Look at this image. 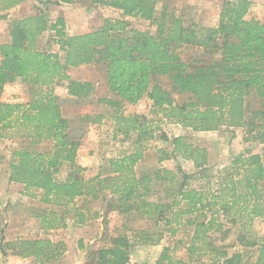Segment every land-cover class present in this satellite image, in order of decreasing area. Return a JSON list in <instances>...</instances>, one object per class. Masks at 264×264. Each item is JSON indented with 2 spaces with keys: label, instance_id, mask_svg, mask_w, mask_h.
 Listing matches in <instances>:
<instances>
[{
  "label": "trees",
  "instance_id": "obj_1",
  "mask_svg": "<svg viewBox=\"0 0 264 264\" xmlns=\"http://www.w3.org/2000/svg\"><path fill=\"white\" fill-rule=\"evenodd\" d=\"M24 1L0 0V11L11 10ZM60 1L74 3V0ZM158 2L91 0L93 4L120 11L121 18H107L100 27L79 35H69L62 16L51 22L41 8L33 16L11 21L10 41L0 45V99L7 85L19 80L37 88V92L26 104L0 101V138L9 137V130H22L32 146L13 152L9 181L23 185L25 194L31 197L33 191H40L43 204L57 207L73 204L80 197L98 200L103 192L110 191L119 199L113 207L127 213L139 211L141 220H164L172 235L181 228L193 230L187 247L190 263L243 264L242 253L230 255L216 247L209 234L216 232L224 238L229 234L220 215L242 228L264 219L262 155L249 153L234 159L229 168L219 173L217 192L187 189L186 182L193 176L177 165L183 175L178 190L180 200L174 199L172 204L146 202L153 181L162 182L174 174L158 170L137 177L135 166L143 159L147 142L155 139V130L146 117L126 116L121 110L125 104L137 105L147 99L154 114L184 129L196 133L243 129L246 140L264 145V20L248 17L253 7L250 0H225L217 26L187 27L182 19L169 17L166 9L158 17ZM44 3L47 4L41 2ZM132 18L149 22L156 27V33L133 28L129 20ZM46 32L54 34L43 51L39 40ZM53 45L58 46L61 54L52 50ZM185 47L197 48L195 57L184 60L180 50ZM99 64L105 67L107 87L115 97L101 99L99 103L113 109L116 135L127 140L134 135L132 145L136 149L110 160L107 178L98 175L84 181L81 176L84 168L77 164L82 142L72 136L71 122L64 116L55 87L63 83L71 97L89 99L95 92L94 85L76 81L68 72ZM163 77L168 78L170 90L159 82ZM104 117L85 116L80 121L97 124ZM162 137L171 143L172 156L192 161L201 170L207 165L206 149L195 147L185 137L173 140ZM42 143L50 144V149L46 152L34 149ZM166 157L160 161L168 160L169 156ZM65 167L73 170L60 180L58 176ZM181 202L183 206L173 211ZM75 215L79 223L85 222L83 213L76 211ZM39 218L43 230L66 227L65 217L55 212ZM248 235L242 232L237 242L244 248H258L254 264H264V240H252ZM109 244L95 254L89 253L88 264L131 263L132 244L126 236L113 237ZM176 249L165 248L156 264H185L171 256ZM64 250L62 243L50 239L5 242L2 238L0 243L4 256L10 253L21 259H33L36 264L57 262Z\"/></svg>",
  "mask_w": 264,
  "mask_h": 264
},
{
  "label": "rangeland",
  "instance_id": "obj_2",
  "mask_svg": "<svg viewBox=\"0 0 264 264\" xmlns=\"http://www.w3.org/2000/svg\"><path fill=\"white\" fill-rule=\"evenodd\" d=\"M37 1L38 3L37 5L35 4L34 8L32 5H30V8H33V13H38V10L41 8L46 12L51 22H55L58 16H67L66 19L68 21V27L66 31L68 32V34L72 33L76 35L79 33H87L100 27L103 24V21L107 18H121V13H117L108 7L105 8L103 6L94 5L93 3H90L89 0H78L77 3H66L60 5H56V2L51 3L48 0ZM224 1L225 0H159L156 7L157 16L159 17L160 14L166 9L169 17L173 15L177 18L182 19L187 27H190L193 24L205 27H214L218 25L219 16L222 9L221 5H223ZM250 1L253 3V7L250 11L251 15L249 16V18H251L252 16L255 19H261L262 21V17L264 15V0ZM31 2H35V0H31ZM41 2H47V4H41ZM19 15L21 16V13ZM25 16L26 15H22V17ZM129 20L132 23V27L135 29L141 31H149L153 34L156 33V27L151 25L147 21L134 18ZM51 34V32H49L48 34L46 33L40 38L39 48L41 50H47V42L50 39ZM52 50L55 53L61 54L58 50V46L56 45H53ZM196 51L197 48L185 47L180 50V54L184 60H187L190 57H195ZM68 74L72 79L76 81L89 82L92 83L95 87V92L87 100H78L71 97L68 94L66 85H64L63 83L55 87V92L60 98V104L64 116L71 122L72 136L80 139L82 142V146L79 150L78 156L79 154L82 155L81 163L86 166L83 167L82 165H79L77 159V164L84 168V171L81 173L82 179L84 181H89L97 177L98 175L91 178V172L94 168L100 169L99 175L102 178H107L108 176H110V160L121 158L135 151L136 146L132 145L134 135H132L133 138L129 140L125 139L123 135H116L115 121L113 119V116L111 115L113 114V109L99 103V100L104 98L115 99V97L109 92L107 87L105 67L100 64L83 66L80 68L70 69ZM159 82L166 89H171V84L168 78L163 77ZM36 90L37 88H32L31 86L19 80L15 83H11V85L8 86L2 96V98H4L2 99V102L26 104L31 100L33 94L37 92ZM177 99L179 101H182L181 97H177ZM121 112L126 116L146 117L149 121L152 122L151 125L155 130V139L147 142L143 159L139 161V163H145L141 165L143 167L142 173H144V169L147 170V172L143 175H147L150 172L152 173L155 170L157 171L160 168H162L161 170H168V167H172L175 169V172L169 170L174 174V177H172V175H169L166 180L153 187L155 194L153 196L151 195V193L148 197H146L144 199V201L146 202L154 203L153 201L155 200L157 202L164 201V204H172L174 198H176L177 201L180 200V196H178V190L180 189V184L183 182V175L177 170V165H180L182 170L187 175L193 177L198 176L199 180H204L206 182L209 181L211 186L209 188L206 185L207 187L205 186L206 189H204V191L211 190L213 192H217L219 187H217V185L214 186V183L217 184L216 176L229 168L231 166V162L234 159L241 156L246 157L249 153L261 154L264 159V145L246 140V132L243 129L222 128L217 132L196 133L190 129H184L179 125L167 122L164 118H162L160 114H154L152 103L147 99L142 100L137 105L125 104ZM98 115L105 116L100 123L92 124L83 123L80 121V119L84 118L85 116L96 117ZM7 134L9 137L0 138V179H2L3 175L5 177V173H8L10 163L13 159L14 151L20 150L21 148H32V146L30 145L31 142L24 138V133L22 132V130L12 129L7 131ZM162 136H167L170 140H173L174 138L180 136L185 137L187 141L193 144L195 147L206 149L208 151L207 165L197 174H188L187 172H194V169H191L188 165L192 163V161L185 160L179 156L178 158L172 156L173 147L171 143L163 140ZM34 149H37L39 152H46L48 149H50V144L42 143L39 147H35ZM145 154H147L146 158ZM167 155L169 156V159L166 160V165L161 164L162 162L160 161V158L166 157ZM138 164L135 166V173L138 178H141L138 176L136 171ZM72 170L73 168L71 167L63 168L62 172L58 176L59 179L64 180L67 177V174ZM151 173L149 175H151ZM190 181H192V179L186 182L187 189H189ZM5 185L6 181L2 179V181L0 182V193L5 189ZM21 190H23V186H16L14 188V193L20 194ZM108 192L110 191H105L103 193ZM33 193L34 196L32 197L25 194V189L23 190V193H21L23 196H26L29 199L33 200L31 201L32 205L30 207V211L17 210L18 212H20L18 215H21L23 221L24 218H28L29 215L27 216L26 213L29 214L31 210L42 212L41 210L44 211L45 208H48L47 210L57 213L58 216H64L66 224H73V213L71 211L73 210V204L75 206L78 204H83L81 201H79V203H75L74 201L73 204H69L65 207H57L53 205H46L41 202L43 205L47 206L43 207V205L36 204V202L40 203L39 198L41 197V192L33 191ZM182 206L183 203L181 202L180 206L176 207V209H174L173 211H178ZM91 209L93 213L98 211V207L96 206H92ZM135 212L139 214V211ZM169 216L171 215L169 214ZM7 220V217H5V207L1 206L0 203V237H3V239H5L3 235L4 230L9 225V222L6 223ZM220 220L225 225L224 230L229 231V234L224 238L222 235H219L216 232H211L209 234V237L211 238L212 243L218 248L227 250L230 255L236 252L242 253L244 255L243 264H254L258 256L259 249L244 248L237 242V238L242 234V232H246L247 235L249 234V239H257L259 241L264 240V219H257L254 221L251 227L247 225L244 228H242V226L239 224L233 225L228 223V220L221 215ZM21 222L18 224L21 225ZM31 224L29 223V227L32 228L33 226ZM160 224L162 228L160 233L161 236H156L155 234V238L158 240V243L163 242L162 245H164L165 248H167L168 246L174 249L177 248L174 252V255H171L177 262L179 260H177L176 258H178L179 254L183 252L184 247L178 246L177 243L182 240L184 242H190V238L187 236H183L182 233L179 232V234L177 233L176 235H172L168 231V227L166 226L164 220H161ZM24 225L26 224L24 223ZM72 231L74 233L76 230ZM77 233L78 232L76 231L75 236L73 235L75 241L74 243L76 244H78L81 240V236H78ZM143 235L144 233L139 238H143L145 236ZM15 238L19 239V237H9V239L11 240ZM1 240L2 239L0 238V241ZM140 249L144 250L145 248ZM158 250L154 249L152 251H146L147 253L145 254L156 257L159 252ZM5 257H0V264H8ZM68 262L69 261H65L62 258L58 262L52 264H70ZM204 263L206 264L207 262Z\"/></svg>",
  "mask_w": 264,
  "mask_h": 264
},
{
  "label": "crops",
  "instance_id": "obj_3",
  "mask_svg": "<svg viewBox=\"0 0 264 264\" xmlns=\"http://www.w3.org/2000/svg\"><path fill=\"white\" fill-rule=\"evenodd\" d=\"M48 1L59 2V5L66 4V3H62L60 0H48ZM77 1L78 0H74V3H77ZM89 1L91 3V0ZM37 3H38L37 0H35V2H31V0H25L23 3H21L20 5H18L17 7L11 10L4 11V12L0 11V45L4 43H8L10 41L9 24L11 23V21L14 19L23 18L22 15L23 16L26 15L25 17L35 15L36 13H33L32 9L34 8L35 4L37 5ZM30 5H32L33 8H30ZM221 8H222V5H221ZM110 9L119 13V11L115 9H112V8ZM20 13H21V16L19 15ZM250 15H251V12L249 16ZM2 16H6L7 18H2ZM61 16L65 19L66 29H67L68 27L67 26L68 21L66 19L67 16L66 17L63 15ZM251 18H254V17L251 16ZM257 20L261 21V19H257ZM263 20H264V15L262 17V21ZM46 33L48 34V32ZM46 33H44L43 36ZM79 34H82V33H79ZM79 34H76V35H79ZM69 35H74V34L69 33ZM0 61H1V57H0ZM10 85L11 84H8L5 87V90ZM2 99L4 98H1L0 101H3ZM146 157H147V154H145V158ZM81 158H82V155L79 154L78 163L79 165H82L83 167H85L86 165H83L81 163ZM165 163L166 161H163L161 164L166 165ZM142 164H145V163L140 162L136 168L137 174L141 178L148 176L151 173L150 172L147 175H143L144 173L147 172V170L144 169V173H142V169H143V167L141 166ZM188 165L191 169H194V172L192 171L187 172L188 174H195V173L197 174L199 173V171H201V169L197 168L193 162ZM161 169L162 168H160L159 170ZM167 169L168 171L171 170L175 172V169L172 167H168ZM9 172L10 171L8 169V173L7 174L5 173V177L4 175L2 177V179L6 181V185H5V189L1 191L0 193V203H1V206L5 207V217H7L8 219L6 223L9 222V225L5 228L4 234H3L5 238L4 239L5 242L18 239V238H15L11 240L9 239V237L11 238L19 237V239H33V240L50 238V240H52L53 242L62 243L64 245L65 250L60 259L63 258V260L69 261L68 263L70 264L90 263L91 261L87 257L88 254L91 252L92 254H95L99 249L103 247H108L110 245L109 243H110L111 238L116 237V236H126L129 242L132 244V248L130 251V258H131L130 264H156L161 254L163 253L165 249L164 245H162L163 242H160L161 243L160 245V243L157 242L158 240L155 238L156 236H159L161 233L162 228H161L160 222L141 220L139 219L138 214L135 211H131L127 213L119 208L113 207L117 205L119 199L117 196L113 195L110 192L101 194L98 200H94L91 197H88V198L82 197V198H78L77 200H75V203H79V201L83 203L82 205L78 204L76 206L73 204V209L75 212L78 211L79 213H83L85 215L84 223H79L75 215V212L72 211L73 224H66L65 228L54 229V230H43L41 220L39 217L49 216L51 211L47 210L48 208H45L44 211L41 210L42 212L31 210L29 214L26 213V215L27 216L29 215V216L28 218H24V221H23L21 215H18L20 213L18 211H24V210L30 211V207L32 205L31 201L33 200L21 194L23 193V190L25 189L23 185L11 183L9 181ZM154 172H152L151 175ZM91 173H92L91 178H93L99 175L100 169L94 168ZM218 176L219 174L216 176L217 184L214 183V186L217 185V187H219ZM2 179H0V182L2 181ZM159 184H160L159 181L158 182L155 180L153 181L152 183L153 192L151 195L154 196L155 194L153 187ZM209 184H210L209 181L206 182L204 180H199L198 176H195L193 177L192 181H190L189 190H192V191L193 190L194 191L203 190L204 191V189H206L205 188L206 185L210 188L211 184L210 185ZM15 185L17 187L23 186V190H21L20 194L14 193V188L16 187ZM174 199L176 200V198ZM39 201H40V198H39ZM153 202L158 203V204L159 203L164 204L163 203L164 201L157 202L154 200ZM36 204L43 205L41 201L40 203L36 202ZM92 206L98 207V211L93 213L91 209ZM43 207H47V206L43 205ZM16 216L17 217L20 216V217L17 218ZM20 222H21V225L18 224ZM10 223H13V224H10ZM24 223L26 225H24ZM29 223L30 224L32 223L31 224L33 226L32 228L29 227L30 226ZM72 230H76L78 232L77 235L81 236L80 238L81 240L79 241L78 244L74 243L75 241H74L73 235L75 236L76 231L73 233ZM143 233L145 236L143 235L144 237L140 239L139 237ZM179 233H182L183 236L189 237L191 241L193 230L181 228ZM0 238L2 239L3 237H0ZM182 241H179L177 245L180 247L184 246L183 252H181V254H179L178 258L176 259L184 262L185 264H193L189 262L188 253H187V247L189 246L190 242H184V241L182 242ZM140 248H145V249L142 250ZM154 249H157V250L159 249L158 250L159 252L156 257L149 255V254H145L147 253L146 251H152ZM3 256L4 255L0 251V257H3ZM5 258L8 264H36L33 259H21L17 256L11 255L10 253H8V255Z\"/></svg>",
  "mask_w": 264,
  "mask_h": 264
},
{
  "label": "built area",
  "instance_id": "obj_4",
  "mask_svg": "<svg viewBox=\"0 0 264 264\" xmlns=\"http://www.w3.org/2000/svg\"><path fill=\"white\" fill-rule=\"evenodd\" d=\"M118 11V10H117ZM119 13H121L120 11H119ZM52 34H54L53 32H52Z\"/></svg>",
  "mask_w": 264,
  "mask_h": 264
}]
</instances>
